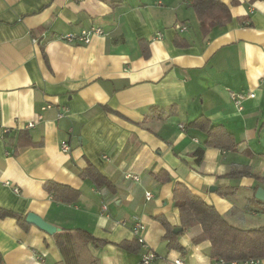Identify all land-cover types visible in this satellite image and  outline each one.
<instances>
[{
	"label": "crops",
	"instance_id": "0c3cea01",
	"mask_svg": "<svg viewBox=\"0 0 264 264\" xmlns=\"http://www.w3.org/2000/svg\"><path fill=\"white\" fill-rule=\"evenodd\" d=\"M221 1L231 20L205 35L191 0H0V207L57 228L24 230L0 218V264H141L144 248L120 246L133 240L136 221L156 254L150 264H213L209 241L193 242L199 227L180 225L175 182L232 225L248 228L245 216L264 215L252 201L264 190V0ZM90 27L102 34L88 44L58 38ZM176 36L188 45L176 46ZM229 92L254 97L238 110ZM199 115L231 132L236 151L204 147L205 134L186 128ZM23 129L31 144L16 148ZM88 164L113 189L80 177ZM235 170L245 173L228 175ZM159 172L168 180L157 179ZM47 180L78 190L77 201H52ZM160 218L182 228L180 249L167 247Z\"/></svg>",
	"mask_w": 264,
	"mask_h": 264
},
{
	"label": "trees",
	"instance_id": "16d2710c",
	"mask_svg": "<svg viewBox=\"0 0 264 264\" xmlns=\"http://www.w3.org/2000/svg\"><path fill=\"white\" fill-rule=\"evenodd\" d=\"M190 7L195 13L199 23V28L202 34H208L214 26H224L231 20L229 6L221 0H191ZM242 20V19H241ZM240 20V21H241ZM241 23H243L241 21ZM42 37H37V41L41 44ZM176 46H186L188 42L176 36L174 39ZM143 54L146 56L147 51L144 49V44L141 42ZM162 112L163 110H159ZM187 129L199 130L205 134L203 141L204 147H213L223 151H236L237 143L231 134L222 124L210 122L203 115H199L192 121L186 124ZM26 129L20 130L18 133V142L16 148L24 147L31 144V139ZM9 129L3 132L7 135ZM20 138H26L25 141H20ZM196 162H200L203 156V149L198 148L194 152ZM78 175L89 180L96 188L102 187L113 189V184L104 175H102L93 165L88 164L84 169L77 171ZM244 171H232L228 175L236 176ZM155 177L162 181H167L168 176L164 172L155 174ZM45 192L51 197L55 203L74 204L79 192L67 185L56 183L52 180H47L43 184ZM234 188H231L233 190ZM228 190H223L220 195L225 197L228 195ZM173 205L178 209L179 222L184 230L199 227V234L193 238V242L207 240L210 243V259L213 264H218L222 260L225 263L235 261L239 264L247 260L264 259V225L242 228L229 223L213 205L207 203L199 196L191 192V190L182 182H175L172 189ZM253 202L260 205V212L264 214V202L252 198ZM12 217L17 224L24 230L30 225L25 221V217L20 214L10 212L0 207V218ZM161 223L165 228L163 239L170 249H180L177 242V237L173 234L169 224L163 218H160ZM81 233L82 237L94 244H101V241L94 238L89 232L81 229L75 230ZM57 245L59 248L63 246V236L58 235ZM120 246L128 251L135 252L141 246L132 240L131 242L121 243Z\"/></svg>",
	"mask_w": 264,
	"mask_h": 264
},
{
	"label": "built area",
	"instance_id": "2783aa9c",
	"mask_svg": "<svg viewBox=\"0 0 264 264\" xmlns=\"http://www.w3.org/2000/svg\"><path fill=\"white\" fill-rule=\"evenodd\" d=\"M97 34H102V30L99 27H90L87 29H81L79 32H66V33L60 34L58 36V38L64 42H67V43H72V44H77V45H85V44H88L90 42L93 35H97ZM157 36L159 37L160 34H157ZM34 40L36 41V39H34ZM253 97H254V94H252V93L243 94V93L229 92V99L231 100L233 105L238 110L242 109V102L244 99L253 98ZM61 116H62V114H58V117H61ZM38 119H41L40 115L38 116ZM33 126H34V123L30 122V123H27L24 126V128H29V127H33ZM7 130L8 129L5 128L3 130V132H6ZM59 147H60V150L64 153H68L70 151V147L66 141H61L59 143ZM13 191L15 193H17L18 188L13 187ZM150 197H151L150 192H146L145 198L149 199ZM105 208L106 207L104 205L103 209H105ZM144 229H145L144 225L139 221L134 222L131 226V232L133 235V239L136 240V242L141 246V248L145 249L144 253L141 254V264H150L152 262V260H154L156 258V254L152 250L148 249L146 244H145L144 237H143ZM36 257L38 259H41L42 256L37 255ZM258 261L259 260H257V259L247 260L245 262H242L241 264H257ZM176 263L182 264V262L179 260H177ZM218 264H239V263H237L235 261L225 263L224 261L220 260V261H218Z\"/></svg>",
	"mask_w": 264,
	"mask_h": 264
},
{
	"label": "water",
	"instance_id": "95a60500",
	"mask_svg": "<svg viewBox=\"0 0 264 264\" xmlns=\"http://www.w3.org/2000/svg\"><path fill=\"white\" fill-rule=\"evenodd\" d=\"M212 189H215L212 187ZM254 198L258 201L264 202V190L261 187H258L254 193ZM25 221L29 224L35 225L42 231L46 232L47 234H53L57 230L54 226L48 224L44 221L41 217L33 213H27L25 216ZM182 231V228H173V234H178Z\"/></svg>",
	"mask_w": 264,
	"mask_h": 264
},
{
	"label": "rangeland",
	"instance_id": "374dc122",
	"mask_svg": "<svg viewBox=\"0 0 264 264\" xmlns=\"http://www.w3.org/2000/svg\"><path fill=\"white\" fill-rule=\"evenodd\" d=\"M245 219L248 220H244L245 222H241V223H245L244 225L246 227H256V226H260V225H264V215H255V216H245ZM240 225V224H237Z\"/></svg>",
	"mask_w": 264,
	"mask_h": 264
}]
</instances>
